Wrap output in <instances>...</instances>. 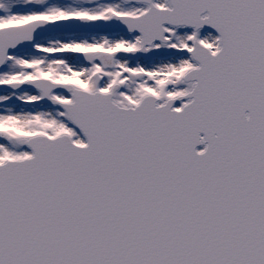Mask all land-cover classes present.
<instances>
[{
    "label": "snow or ice",
    "instance_id": "1",
    "mask_svg": "<svg viewBox=\"0 0 264 264\" xmlns=\"http://www.w3.org/2000/svg\"><path fill=\"white\" fill-rule=\"evenodd\" d=\"M0 264H264V0H0Z\"/></svg>",
    "mask_w": 264,
    "mask_h": 264
}]
</instances>
